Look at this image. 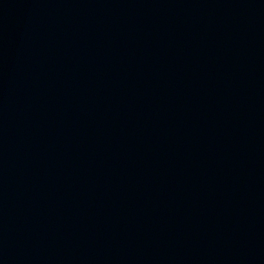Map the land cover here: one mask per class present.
I'll use <instances>...</instances> for the list:
<instances>
[{
    "label": "water",
    "instance_id": "water-1",
    "mask_svg": "<svg viewBox=\"0 0 264 264\" xmlns=\"http://www.w3.org/2000/svg\"><path fill=\"white\" fill-rule=\"evenodd\" d=\"M0 264H264V0H0Z\"/></svg>",
    "mask_w": 264,
    "mask_h": 264
}]
</instances>
